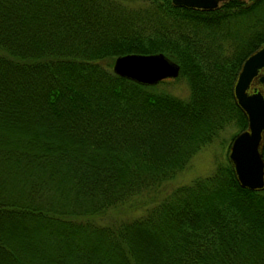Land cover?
<instances>
[{"label":"trees","instance_id":"trees-1","mask_svg":"<svg viewBox=\"0 0 264 264\" xmlns=\"http://www.w3.org/2000/svg\"><path fill=\"white\" fill-rule=\"evenodd\" d=\"M262 44L264 0H0V264H264V187L226 153L169 188L246 128L233 84ZM158 52L185 97L111 69Z\"/></svg>","mask_w":264,"mask_h":264},{"label":"water","instance_id":"water-1","mask_svg":"<svg viewBox=\"0 0 264 264\" xmlns=\"http://www.w3.org/2000/svg\"><path fill=\"white\" fill-rule=\"evenodd\" d=\"M175 5L195 8H213L225 0H171ZM264 44L250 53L241 63L233 84L236 104L246 116V128L231 140L227 158L233 167L238 183L248 189L264 187V159L261 148L264 142V94L256 88L249 91L254 79L264 82ZM111 69L116 75L141 85H155L166 78H175L177 63L158 53H128L116 56Z\"/></svg>","mask_w":264,"mask_h":264},{"label":"rangeland","instance_id":"rangeland-1","mask_svg":"<svg viewBox=\"0 0 264 264\" xmlns=\"http://www.w3.org/2000/svg\"><path fill=\"white\" fill-rule=\"evenodd\" d=\"M169 80L165 84H160V87L166 88L171 94L185 97L187 94V86L185 81H174L173 78H166ZM235 131L232 126H226L224 131L218 134V137L203 145L190 157L186 168L181 171L169 183V188L175 185H182L188 183L194 177H201L210 173L215 166L216 160L221 161L224 154L228 152L225 145L228 143L230 135ZM231 142V141H230Z\"/></svg>","mask_w":264,"mask_h":264},{"label":"flooded vegetation","instance_id":"flooded-vegetation-1","mask_svg":"<svg viewBox=\"0 0 264 264\" xmlns=\"http://www.w3.org/2000/svg\"><path fill=\"white\" fill-rule=\"evenodd\" d=\"M260 74H264V68L259 72ZM256 88V90H260L261 93L264 94V82H257V79H254L252 83L250 84L249 91H251L252 88Z\"/></svg>","mask_w":264,"mask_h":264},{"label":"bare ground","instance_id":"bare-ground-1","mask_svg":"<svg viewBox=\"0 0 264 264\" xmlns=\"http://www.w3.org/2000/svg\"><path fill=\"white\" fill-rule=\"evenodd\" d=\"M157 84V83H156Z\"/></svg>","mask_w":264,"mask_h":264}]
</instances>
